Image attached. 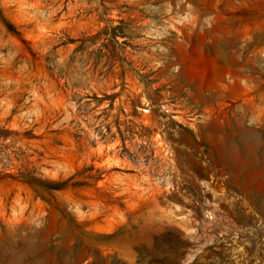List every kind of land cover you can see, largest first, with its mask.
Wrapping results in <instances>:
<instances>
[{"label":"rangeland","instance_id":"obj_1","mask_svg":"<svg viewBox=\"0 0 264 264\" xmlns=\"http://www.w3.org/2000/svg\"><path fill=\"white\" fill-rule=\"evenodd\" d=\"M0 264H264V0H0Z\"/></svg>","mask_w":264,"mask_h":264}]
</instances>
